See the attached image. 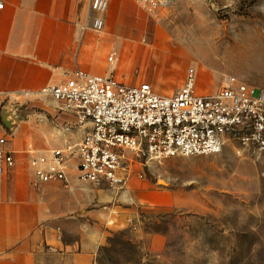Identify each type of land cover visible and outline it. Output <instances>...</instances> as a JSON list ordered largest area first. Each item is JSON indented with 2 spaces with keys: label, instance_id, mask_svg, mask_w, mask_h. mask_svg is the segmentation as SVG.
<instances>
[{
  "label": "rangeland",
  "instance_id": "obj_1",
  "mask_svg": "<svg viewBox=\"0 0 264 264\" xmlns=\"http://www.w3.org/2000/svg\"><path fill=\"white\" fill-rule=\"evenodd\" d=\"M152 12L142 45L179 52L199 91L228 76L264 87V0H169ZM52 101L21 114L54 118ZM89 184L103 235L96 264H264V154L235 140L135 165L122 189Z\"/></svg>",
  "mask_w": 264,
  "mask_h": 264
},
{
  "label": "crops",
  "instance_id": "obj_2",
  "mask_svg": "<svg viewBox=\"0 0 264 264\" xmlns=\"http://www.w3.org/2000/svg\"><path fill=\"white\" fill-rule=\"evenodd\" d=\"M0 2V108H13L16 118L5 146L15 165L0 174V264H96L103 236L93 208L99 195L76 169L66 181L35 185L28 163L30 151L75 144L89 126H78L73 112L60 110L40 90L83 70L112 74L128 85L149 82L172 94L182 86L186 67L179 52L166 55L142 45L155 14L137 0H110L102 30L93 28L97 14L90 0ZM47 97L53 122L46 112L22 116L24 108L41 106Z\"/></svg>",
  "mask_w": 264,
  "mask_h": 264
},
{
  "label": "built area",
  "instance_id": "obj_3",
  "mask_svg": "<svg viewBox=\"0 0 264 264\" xmlns=\"http://www.w3.org/2000/svg\"><path fill=\"white\" fill-rule=\"evenodd\" d=\"M140 1L155 11L169 0ZM109 2L90 0V9L97 14L94 29L104 28ZM197 82L196 69L187 68L182 86L165 94L149 82L128 85L112 74L77 70L63 83L42 87L41 94L56 101L60 110L73 112L77 125L89 129L81 141L65 148L30 151L34 184L66 181L74 155L81 181L122 189L135 165L178 155L217 154L228 140L264 154V87L228 76L216 91L206 93L198 90ZM3 107L0 174L15 165L5 147L9 128L2 120Z\"/></svg>",
  "mask_w": 264,
  "mask_h": 264
},
{
  "label": "water",
  "instance_id": "obj_4",
  "mask_svg": "<svg viewBox=\"0 0 264 264\" xmlns=\"http://www.w3.org/2000/svg\"><path fill=\"white\" fill-rule=\"evenodd\" d=\"M2 120L9 129L13 128V125L15 124V118L13 116L12 108L8 106L3 107Z\"/></svg>",
  "mask_w": 264,
  "mask_h": 264
},
{
  "label": "bare ground",
  "instance_id": "obj_5",
  "mask_svg": "<svg viewBox=\"0 0 264 264\" xmlns=\"http://www.w3.org/2000/svg\"><path fill=\"white\" fill-rule=\"evenodd\" d=\"M194 38H195V37H194ZM192 41H193V40H192ZM196 41H197V40H196ZM196 41H194V42H196ZM203 41H204V40H203ZM194 42H192V43H194ZM200 42H201V41H200ZM200 42H199V43H200ZM194 44H195V43H194ZM200 45H202V44H200ZM200 45L198 44V46H200ZM186 46H187V45H186ZM186 46H185V47H186ZM194 46H196V45H194ZM205 47H206V46H205ZM201 48H202V47H201ZM199 50H200V48H199ZM199 50H198V48H197V51H199ZM205 50H206V49H205ZM200 51H201V50H200ZM202 53H203V54L205 53V52H204V49H203V52H202ZM202 53H201V54H202ZM203 54H202V55H203ZM205 54H206V53H205Z\"/></svg>",
  "mask_w": 264,
  "mask_h": 264
}]
</instances>
